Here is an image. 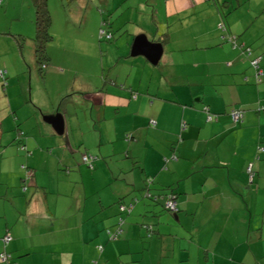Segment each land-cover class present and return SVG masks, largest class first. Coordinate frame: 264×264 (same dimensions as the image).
I'll use <instances>...</instances> for the list:
<instances>
[{
  "label": "crops",
  "instance_id": "1",
  "mask_svg": "<svg viewBox=\"0 0 264 264\" xmlns=\"http://www.w3.org/2000/svg\"><path fill=\"white\" fill-rule=\"evenodd\" d=\"M152 1L154 39L137 35L162 45L157 63L128 53L129 40L97 43L95 31L92 42L72 41L84 57L76 83L40 100L32 78L44 82L63 65L48 53L45 76L32 66L31 1L16 13L17 33L0 31L10 58L0 53V85L10 88L0 87V252L16 264H264V0ZM16 34L31 39L28 58ZM26 74L28 96L14 91ZM234 107L242 121L231 118ZM54 114L61 133L46 119ZM23 161L33 169L24 184ZM172 190L177 213L144 195ZM135 198L109 240L117 201Z\"/></svg>",
  "mask_w": 264,
  "mask_h": 264
},
{
  "label": "rangeland",
  "instance_id": "2",
  "mask_svg": "<svg viewBox=\"0 0 264 264\" xmlns=\"http://www.w3.org/2000/svg\"><path fill=\"white\" fill-rule=\"evenodd\" d=\"M6 1L7 0H4L3 3L0 4V31L5 30L17 33L22 24L20 23V20L17 19L16 13L22 4V0H11L10 3ZM138 4L141 12L140 9L137 8ZM154 5L155 4L152 0H142L141 3L140 0H49L48 8L52 17L49 30L52 34V40L47 44V53L52 54L56 59L61 61L60 65H63V70L61 73L52 75L47 80H42L40 77V80L44 82H38L36 78H32L31 87L33 98L40 100L44 94H50V96L53 97L54 94L60 91H66L76 83L75 69L79 62H83L84 57L78 52L79 49L74 47L76 45H73V39H91L92 42V34L94 35L95 31L96 42L110 46L115 45L118 41L122 43L129 40V43H131L134 37L140 32H145L149 38L154 39L152 36V33L154 32L152 29L156 27L153 17V11H156ZM128 6H131V8L129 9ZM133 8H136L134 13ZM81 13L85 14L86 19L84 20L83 26L79 29ZM67 16L70 18L68 23L66 22ZM131 16L138 17L141 24L137 25L136 23L131 22ZM101 20H106L109 24V26L104 24L103 29L110 31V33L112 32L113 37L111 40L102 37L100 39ZM14 37L17 40L16 35H14ZM63 37H66V39L64 40ZM28 41L31 42V39H26L23 49L24 56L27 58L31 51L26 44L29 43ZM130 49L131 48H129L128 53H130ZM7 52V47L3 43H0V53L3 55V58L10 61ZM49 63L50 62L47 63V69L39 70L41 76H45L48 71L52 70V66ZM37 65H40L38 61ZM32 66L36 68V63L33 62ZM26 69H28V66H26ZM82 77L83 74L78 75V79H82ZM6 79L8 81V78ZM29 80V75L26 74L25 78L21 80L22 83H17L19 87H15L14 91H20L21 94L28 96L30 93ZM0 87L2 92L5 90L7 91L9 88L8 85H4L5 89L2 85H0ZM9 92L10 88L8 90V93ZM26 104H24L20 110H24ZM23 112L24 111L21 113ZM21 129L23 130L22 127ZM13 130L14 132L12 133H16L15 129ZM11 139H9V141H11ZM11 148L12 147H10L9 150ZM47 150L51 152L53 148H51V146H46V153L48 152ZM53 154L55 155V153H50V155ZM21 163L28 166L26 161L20 162V165ZM28 167L30 168L31 166ZM15 168L18 170L17 165ZM18 174L19 172L16 171L15 176ZM19 177L23 179L24 176ZM113 185L116 186V182H114Z\"/></svg>",
  "mask_w": 264,
  "mask_h": 264
},
{
  "label": "trees",
  "instance_id": "3",
  "mask_svg": "<svg viewBox=\"0 0 264 264\" xmlns=\"http://www.w3.org/2000/svg\"><path fill=\"white\" fill-rule=\"evenodd\" d=\"M4 0H0V4L3 3ZM31 4L33 6L34 9V34L32 36V42H33V46H34V55H35V61L37 64L40 63V65L38 66V71L46 69V61H48L49 55L47 53V44L49 41L52 40V34L50 33L49 27L51 24V20L52 17L50 15V10L48 8V0H30ZM104 24H107L109 26V24L107 23L106 20H101L100 22V30H104L106 31V34H110V36L112 37V34L110 33V31H107L105 29H103ZM17 37V41L21 44H23V42L25 41V36L22 34H16ZM102 36H100L101 39ZM111 37L109 39H111ZM104 38V37H102ZM107 40H109L108 38H105ZM260 69V68H259ZM261 70V69H260ZM0 77L4 78L5 77V71L0 70ZM233 109H237V110H241L239 108H232L229 111L233 110ZM243 112V110H241ZM244 116V115H243ZM243 117L239 120H233L234 122H238V121H242ZM15 130L17 132V141H19L20 146L22 149H25V145L22 142V135H23V131L20 128L19 125H16ZM261 148V147H260ZM259 148V149H260ZM261 150V149H260ZM83 156V155H82ZM86 157H88L87 160H84L83 157V161L87 164V166L89 168H93V160H91V156L90 154H85ZM22 168L26 171L25 173V177L23 178V182L26 180H30V177H32V173H33V169L29 168L28 166H25L22 164ZM31 173V175H30ZM26 181L24 183H26ZM146 185L148 186V184L150 183V179H146ZM27 185V184H26ZM146 186V187H147ZM25 185H22V188H25ZM145 197L150 198L151 200H162L163 206L165 207V209H167L168 211L172 212V213H177L178 212V206H177V202H176V193L172 191L167 192L165 194H161V195H153L150 192L146 191L145 192ZM137 201V199L135 198L134 200H131L129 202H123V199H119L117 201V206H118V211H119V218H117V224L115 227V231L112 230H106L107 233V238L109 240H115L116 238H118L121 235V231H122V225L124 223V217L122 216V214H126V213H130L131 210L134 207V203ZM173 201L175 203V208H171L169 207L167 204L168 202ZM121 206H123V208H121ZM120 228H119V227ZM145 227L147 229H149V231L151 232L152 227L151 226H146ZM120 229L119 231H116L117 229ZM115 232V233H114ZM149 233V232H148ZM151 235V233H149ZM9 235V233L5 232L3 234V236L1 237V241L4 244V247H6V245L9 243L10 239L8 241H5V237ZM99 250L101 251L103 249L102 245H99ZM4 253L7 255L6 250H2L0 252V264H16L15 260L11 257V255H8L7 259L5 260L6 262L1 260V254ZM95 262L96 264V260H93L91 262V264Z\"/></svg>",
  "mask_w": 264,
  "mask_h": 264
},
{
  "label": "water",
  "instance_id": "4",
  "mask_svg": "<svg viewBox=\"0 0 264 264\" xmlns=\"http://www.w3.org/2000/svg\"><path fill=\"white\" fill-rule=\"evenodd\" d=\"M163 52L162 45L157 42H150L144 34L137 35L131 44L130 54L144 55L151 63L159 61ZM56 132L61 133L64 129V120L61 114H54L46 118Z\"/></svg>",
  "mask_w": 264,
  "mask_h": 264
},
{
  "label": "built area",
  "instance_id": "5",
  "mask_svg": "<svg viewBox=\"0 0 264 264\" xmlns=\"http://www.w3.org/2000/svg\"><path fill=\"white\" fill-rule=\"evenodd\" d=\"M100 36H102V37H104V38H110L111 36H110V34L108 33V34H106V31H104V30H100ZM232 39H234V37L232 38ZM258 61H259V58H254V59H252V61H251V63H252V65L255 67V68H257V76L261 73V70L259 69V65H258ZM204 109L207 111V113H208V110H207V107H204ZM230 115H231V118L233 119V120H239V119H241L242 117H243V112L241 111V110H237V109H233V110H231L230 111ZM208 119H210L211 118V114H209L208 116ZM261 150L263 149V148H260ZM83 157V159L84 160H87L88 159V157H86L85 155H83L82 156ZM169 207H171V208H175V203L173 202V201H170V202H168V204H167ZM121 208H123V206H121ZM119 227V226H118ZM120 228V227H119ZM117 229L116 231H119L120 229ZM115 233V232H114ZM10 239V235H7L6 237H5V241H8ZM7 257H8V255H6V254H4V253H2L1 254V260L2 261H4V262H6L5 260L7 259ZM6 264V263H5ZM92 264H95V262H93Z\"/></svg>",
  "mask_w": 264,
  "mask_h": 264
}]
</instances>
